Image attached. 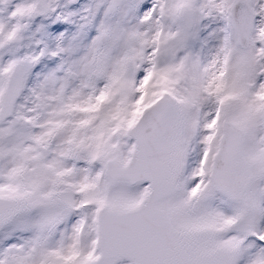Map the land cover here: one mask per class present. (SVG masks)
I'll list each match as a JSON object with an SVG mask.
<instances>
[{"label": "snow or ice", "instance_id": "obj_1", "mask_svg": "<svg viewBox=\"0 0 264 264\" xmlns=\"http://www.w3.org/2000/svg\"><path fill=\"white\" fill-rule=\"evenodd\" d=\"M0 264H264V0H0Z\"/></svg>", "mask_w": 264, "mask_h": 264}]
</instances>
